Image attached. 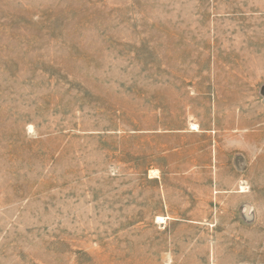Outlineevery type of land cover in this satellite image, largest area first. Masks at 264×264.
Wrapping results in <instances>:
<instances>
[{"label":"rangeland","instance_id":"1","mask_svg":"<svg viewBox=\"0 0 264 264\" xmlns=\"http://www.w3.org/2000/svg\"><path fill=\"white\" fill-rule=\"evenodd\" d=\"M0 264H264V0H0Z\"/></svg>","mask_w":264,"mask_h":264},{"label":"bare ground","instance_id":"2","mask_svg":"<svg viewBox=\"0 0 264 264\" xmlns=\"http://www.w3.org/2000/svg\"><path fill=\"white\" fill-rule=\"evenodd\" d=\"M194 127H196V125H193ZM195 129V128H194Z\"/></svg>","mask_w":264,"mask_h":264}]
</instances>
